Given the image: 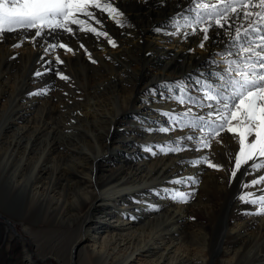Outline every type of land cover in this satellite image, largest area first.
<instances>
[{
    "label": "bare ground",
    "instance_id": "obj_1",
    "mask_svg": "<svg viewBox=\"0 0 264 264\" xmlns=\"http://www.w3.org/2000/svg\"><path fill=\"white\" fill-rule=\"evenodd\" d=\"M108 2L123 12L122 23L93 9L96 18L81 15L86 23L70 25L72 33L45 30L35 39L34 30L0 35V206L20 210L14 220L35 238L46 239L62 223V235L71 234L66 251L62 238V256L54 244L48 254L62 264H135L140 259L137 264H264V214H254L259 205L245 202L264 195V182L251 184L264 170L252 171L249 161L233 177L236 133L225 130L217 138L222 142L211 139L204 148L199 144L203 133L181 128L168 116L189 107L193 115H203L208 108L197 105L210 102L199 98L181 105L176 97L182 94L154 93L153 88L171 72H188L203 86L218 83L215 73L226 66L218 53L237 58L226 55L237 50L227 43L228 33L235 35L237 27L243 32L248 21L237 16L231 27L217 29L225 33L222 37L201 48L202 33L185 36L191 33L186 27L177 32L185 16L194 17L188 0ZM220 40L225 43H216ZM58 69L68 79L57 80L62 91L50 92ZM26 91L45 100L62 95V102L31 109L19 102ZM29 115L32 120L18 124ZM150 117L168 118V123ZM164 127L170 130L160 131ZM178 141L180 151H162ZM204 157L221 170L208 167ZM202 176L206 179L196 185ZM167 177H172L168 183ZM18 196L24 198L23 208ZM134 217L143 224L131 228ZM31 253L21 250L12 263L10 254L0 251V264H37Z\"/></svg>",
    "mask_w": 264,
    "mask_h": 264
},
{
    "label": "snow or ice",
    "instance_id": "obj_2",
    "mask_svg": "<svg viewBox=\"0 0 264 264\" xmlns=\"http://www.w3.org/2000/svg\"><path fill=\"white\" fill-rule=\"evenodd\" d=\"M188 2L190 5L188 11L194 13V17L185 16V23L183 26L178 25L177 32L181 27H186L191 28V33L185 32V36L202 33L199 44L201 48H205L214 36L222 37L225 33L217 29L231 27L230 21L237 16L242 14V18L248 23L243 32L237 27L235 35L228 33L230 41L227 43L232 44L237 50L235 52L229 50L226 55L237 58L227 59L223 52L218 53L226 67L222 73H215L218 83H207L203 86L201 101L207 100L210 103L205 105L201 102L197 105L201 108L206 106L207 113L193 115L192 108L189 107L184 113L171 116V120L180 123L181 128H191L203 133L199 144L204 148H209V140L221 137V133L225 130L236 133L239 136V151L235 153L233 177L241 169L242 164H248L249 161H252L250 165L252 171L264 170V159H259L264 158V0H188ZM93 9L106 12L117 23H122L119 18L124 15L123 12L108 0L103 2L102 0H0V35L5 32L34 30V36L31 38L35 39L41 37L45 30L72 33L73 29L70 25L86 23L79 18L81 15L96 18ZM201 24L206 26L201 28L199 27ZM81 30L85 29L81 27ZM86 30L107 36L106 32H97L91 27ZM109 43L115 46L111 39ZM216 43H225V41L220 40ZM19 46L14 45V47ZM58 46L66 51H72L65 43H60ZM50 47L55 48L57 45ZM57 62L63 61L57 57ZM35 75L40 76L41 73L38 71ZM60 78L68 79L63 75ZM180 91L183 93L184 88L181 87ZM176 99L181 105L197 103L191 96L185 98L181 95ZM169 130L168 127L160 129L162 132ZM187 139L193 140L195 137L188 136ZM217 142L222 141L217 139ZM180 150L179 141L175 147L162 149V151ZM257 159L259 163L256 162ZM204 161L208 163V167L221 170V165L208 161L207 157H204ZM176 182L183 183L182 180ZM261 182H264V176L253 179L251 184L257 185ZM247 195L253 196V193L249 192ZM176 196L182 200L185 198L183 193H177ZM241 200H245V197L241 196ZM245 202L259 205L254 214H264V195Z\"/></svg>",
    "mask_w": 264,
    "mask_h": 264
},
{
    "label": "rangeland",
    "instance_id": "obj_3",
    "mask_svg": "<svg viewBox=\"0 0 264 264\" xmlns=\"http://www.w3.org/2000/svg\"><path fill=\"white\" fill-rule=\"evenodd\" d=\"M165 20V19H164ZM162 20V21H164ZM173 49V48H172ZM218 64H220V62L218 61L217 62ZM226 66H223L222 70L224 71ZM54 72V71H53ZM61 70L59 71L56 70V72H54V77L56 78L55 81H53V83H51L50 85H46V86H50V92L51 90L52 91H55V92H58V91H62L60 89V86H62V84H58L57 82H62V79L60 78V76L62 75V73H60ZM151 72H154L156 73L157 71L156 70H152ZM56 73V74H55ZM58 80V81H57ZM56 82V83H55ZM194 82H196L197 84L194 85ZM53 84V85H52ZM57 85V86H56ZM200 84L197 79L196 80H192L190 77H189V73L186 72L185 74H182V75H177L175 72H171L170 74H168L167 77H164L160 80H158L157 82H155L153 88H154V93L158 92L159 94H163L164 91H167L168 93H176V94H182L183 96H185V98L191 96L192 98H194L195 100L201 98L200 96ZM55 86V87H54ZM59 86V87H58ZM58 87V88H57ZM183 87L184 88V92L181 93L180 91V88ZM202 88H203V85H202ZM56 89H58L56 91ZM35 91V90H34ZM33 91V92H34ZM28 92V93H27ZM23 93V92H22ZM27 93V94H26ZM35 93V92H34ZM30 91H26L23 95L24 96H20L22 98H19V102L23 103V106H30L31 109H34L38 106H43V103H45L46 101H48L47 103H49V101L51 103H57L59 102V104H61L60 102H62V95L61 97L59 98H55L53 97L52 99L50 98V100H45L44 98L40 99L41 97H39V94H34ZM59 93V92H58ZM31 96H30V95ZM24 97V98H23ZM28 97V99H27ZM37 97V98H36ZM33 98V100H32ZM35 99V100H34ZM41 102L37 103V100ZM55 101H54V100ZM58 99V100H57ZM60 100V101H59ZM31 101V102H30ZM34 101V102H33ZM28 104H27V103ZM36 103V104H35ZM39 104H42V105H39ZM62 106V105H61ZM3 107V101L0 100V108ZM57 114V113H56ZM55 114V115H56ZM168 116L171 117L173 116L172 113H168ZM29 120H23L21 123H18V124H26L28 121L32 120L30 119L31 118V115H29L27 117ZM153 119H156L159 123H161L162 125H165L166 123H168V118H163V117H150L149 118V121L153 120ZM0 120H1V117H0ZM57 124H60L62 125V121L61 123H59L58 120H56ZM17 124V125H18ZM136 127L139 128L140 130L141 127L140 125L136 124ZM61 128V127H60ZM194 142L197 143V141L194 140ZM152 148V152L155 153L157 148H154L153 146H155L154 144L151 145ZM172 179V177H167L165 178L166 182L168 183L169 180ZM206 178L204 176H202L198 181H197V184H202L204 182ZM5 192H7V190H5ZM168 192V191H166ZM9 194V193H8ZM24 199V198H23ZM20 196H18V199L16 201V203L18 204H21L20 208H23V204L24 203L22 202V200ZM23 203V204H22ZM3 207L0 206V233L3 232L4 234V237H5V240H3V242H1V245H0V251L1 252H6L8 254H10L8 256V260H10L12 263L14 262L15 258L14 256H18L20 255V251L21 250H29L30 252H32V256H33V259L36 261L37 264H62L60 263L55 257H49V253L51 254V248L56 245L57 248L59 246V250H57V254H59L60 256H62V238H65L66 242H65V246H64V252L66 251V248H67V244L68 242L70 241L69 238H71V234L68 233V234H63L62 235V223L61 225L58 224V226H56V230L55 231H49L48 233V236L46 239L44 238H35V237H32L31 233L26 231L25 230V227H27L25 224H21L19 223L18 221L14 220V219H18L19 218V215H16V214H20L18 213L20 210H18V212H14V211H9V210H6L3 208ZM110 210V209H109ZM107 210V211H109ZM97 211H101L100 209L97 208ZM11 212V213H9ZM15 213V215H14ZM97 212H95L96 214ZM13 214V215H11ZM94 214V215H95ZM100 214V212H99ZM13 216V218L11 217ZM135 216V215H134ZM146 217V215H144ZM16 217V218H15ZM135 218V217H134ZM136 221L132 222H128L129 226L132 228V227H135V226H140L142 225L143 223V220H141L139 218L136 219ZM10 222V223H9ZM137 222V223H136ZM14 226L15 230H13L11 227L9 226ZM98 225V224H97ZM7 227V229L3 228V227ZM59 229V230H58ZM254 227H251V230H253ZM131 231H134V229H130ZM57 231V233H56ZM6 232V233H5ZM8 233V234H7ZM60 235H59V234ZM2 234V235H3ZM11 234V235H10ZM51 235V236H50ZM59 235V236H58ZM57 236V237H56ZM63 236V237H62ZM31 237V238H30ZM52 237V239L50 238ZM57 239H56V238ZM54 239V240H53ZM68 239V240H67ZM39 240V241H37ZM44 240V241H43ZM52 240V241H51ZM56 241V242H55ZM60 241V242H59ZM46 242V243H45ZM53 242V243H52ZM5 245H4V244ZM9 243V245H8ZM33 243V244H32ZM36 243V244H35ZM57 243V244H56ZM67 243V244H66ZM30 244V245H29ZM42 244V245H41ZM54 244V245H53ZM49 245V246H48ZM5 249V250H4ZM46 249V250H45ZM50 249V250H49ZM9 251V252H8ZM49 251V252H48ZM19 252V253H18ZM14 254V255H13ZM59 255H57L59 257ZM48 256V257H47ZM5 258V257H3ZM139 262H143L142 259L138 260L137 262H135V264L139 263Z\"/></svg>",
    "mask_w": 264,
    "mask_h": 264
}]
</instances>
